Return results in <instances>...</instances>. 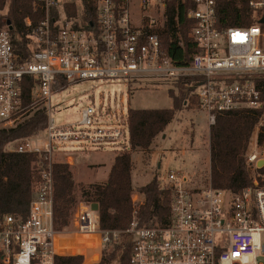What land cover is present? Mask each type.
Here are the masks:
<instances>
[{
    "label": "built area",
    "instance_id": "obj_1",
    "mask_svg": "<svg viewBox=\"0 0 264 264\" xmlns=\"http://www.w3.org/2000/svg\"><path fill=\"white\" fill-rule=\"evenodd\" d=\"M38 2L43 17L27 36V44L10 24L0 28V122L13 127L36 107L45 108L48 115L43 146L24 139L10 150L38 154L40 160L27 216L0 213L2 264H55L61 256L56 242L62 236L74 237L72 241L97 236L99 245L97 241L81 247H97L100 262L104 251L120 245L124 235L131 243L130 264H264V0H249L260 22L247 28L220 27L217 1L193 0L190 40L198 51L186 66L169 58L162 46L157 31L166 20L159 23L149 14L156 0L140 1L139 27L131 18V0H96L91 29L61 12L60 0ZM26 23L32 27L30 19ZM25 79L32 82L27 106ZM182 79H187L185 107L195 104L206 114L209 128L220 115L237 110L258 113L245 154L251 185L239 192L214 188L210 179L203 186H188L187 176L170 171L165 179L157 176L162 189L170 192L168 225L142 227L135 210L128 229L102 230L99 212L81 202L72 217V231L55 230V155L69 143L81 151H100L122 142L130 148V132L129 109L107 117L94 105L82 111L75 125L58 127L51 117L52 97L85 80L175 88ZM138 197L132 196L136 209L142 203ZM83 257V264L98 263L93 255Z\"/></svg>",
    "mask_w": 264,
    "mask_h": 264
},
{
    "label": "trees",
    "instance_id": "obj_2",
    "mask_svg": "<svg viewBox=\"0 0 264 264\" xmlns=\"http://www.w3.org/2000/svg\"><path fill=\"white\" fill-rule=\"evenodd\" d=\"M220 27H251L260 22L259 15L249 7V0H216ZM80 9L74 3L66 4V16L78 19L83 27L91 29L96 23V0H79ZM166 23L158 30L167 56L181 66L189 65L198 51L190 40L194 21L188 18L194 9L193 0H165ZM7 11L6 15H1ZM43 17L38 0H0V28L8 23L13 32L27 44V36ZM32 21L28 27L26 20ZM187 79L180 80L169 90L173 99L171 109L128 111L130 150L116 154L108 180L102 185H92L83 190L85 202L99 206L102 230H126L136 210L140 226H166L170 223V192L163 190L157 177L136 189L133 186L132 151H148L154 139L164 133L175 119L177 111L185 107ZM32 82L23 84L24 105H29ZM179 89V96L174 94ZM181 97H184L183 99ZM195 103V101H194ZM24 119L13 127L0 128V213L26 217L33 196L37 177L39 155L17 153L6 150L13 142L32 139L46 131L48 115L45 108L36 107L25 114ZM258 113L251 110H237L218 116L216 125L210 127V183L214 188L239 192L251 185L247 168L246 151ZM54 204L53 225L58 232H65L71 226L73 214L78 205L75 193L73 168L66 162L56 161L53 166ZM137 193L141 204L136 209L132 199ZM96 238L97 237H92ZM88 240L57 239L60 254H83L82 247H88ZM71 244V247L69 246ZM90 246V245H89ZM131 243L123 236L120 245L112 251H104L100 262L95 264H130ZM84 257L57 256L55 264H83ZM0 264H2L0 256Z\"/></svg>",
    "mask_w": 264,
    "mask_h": 264
},
{
    "label": "rangeland",
    "instance_id": "obj_3",
    "mask_svg": "<svg viewBox=\"0 0 264 264\" xmlns=\"http://www.w3.org/2000/svg\"><path fill=\"white\" fill-rule=\"evenodd\" d=\"M140 1L131 0L130 3V14L135 27H139L141 24L139 16L141 13ZM156 2V6H152L154 10H151L149 14L161 23L166 20V2L165 0H156ZM72 3L80 9L79 0H60L59 10L65 12V5ZM161 3L165 5L163 10L161 9ZM6 13L5 10L1 15H6ZM170 89V85L163 83L132 85L130 87L127 82L122 80H85L69 85L52 97L51 117L54 119L56 126L66 127L79 122L82 118V111L90 105L97 107L107 117L122 110L126 113L130 108L143 110L167 109L173 106V99L169 93ZM173 92L176 96H179V89H174ZM23 116L17 120L16 124L24 119ZM1 127H4V125L0 122ZM44 137L45 132L32 138V140L36 143L35 145L43 146ZM20 143V140L10 143L6 150L10 151ZM72 145V143H69L64 146L60 153L55 155V160L66 162L65 156L61 155V152L74 151ZM123 148L130 150L129 145L122 142L112 146H104L100 151L89 149L88 151L75 152V164L70 166L73 168L76 184L75 193L78 199L76 208L80 207L81 202H85L84 189H88L92 185L106 183L109 165L114 160L115 154ZM55 151L59 152L57 147ZM92 153L94 154L92 159L99 162V165L89 164L87 155ZM131 155L133 159L132 175L134 174V187L136 189L159 175L162 179H165L170 171L180 172L187 176L188 186L206 185L210 177V128L206 114L200 111L195 104L180 108L173 122L164 133L154 139L148 151L137 149L132 151ZM101 162L105 164L103 168H101ZM138 198L141 199L140 196ZM72 229V226H70L67 231H72ZM79 238L89 239L88 244L91 246L97 244L96 238L87 236H79ZM88 252L92 253L94 262L100 260V251L97 247ZM77 255L82 254L71 253L61 256Z\"/></svg>",
    "mask_w": 264,
    "mask_h": 264
},
{
    "label": "crops",
    "instance_id": "obj_4",
    "mask_svg": "<svg viewBox=\"0 0 264 264\" xmlns=\"http://www.w3.org/2000/svg\"><path fill=\"white\" fill-rule=\"evenodd\" d=\"M173 107V106H172ZM172 107H170V108H167V109H171ZM133 109H136V108H133ZM158 109H161V108H153V109H147V110H158ZM137 110H143V109H137ZM75 152H82L81 150H79V151H69V152H61V155L63 154L64 156H65V158H66V163H68L69 165H74L75 164V159H76V156H75ZM91 153V152H90ZM94 154L92 153V154H89V155H87V157H88V159H89V164H91V165H99V162H95V160H93L92 159V156H93ZM115 156H116V154H115ZM115 156L113 157V158H115ZM114 161V160H113ZM113 161L111 162V164L109 165V168H108V171H107V179H106V182H107V180H108V177H109V173H110V171H111V168H112V165H113ZM132 161H133V159H132ZM101 164V168H103L104 166H105V164L104 163H100ZM79 174H80V172H79ZM132 180H133V186H134V184H135V181H134V174L132 175ZM152 180H150L149 182H151ZM148 182V183H149ZM147 183V184H148ZM146 185V184H145ZM141 186H144V185H141ZM140 186V187H141ZM74 237H72V238H70V237H64V236H62V238H60V239H62V240H64L65 242H67L69 239L70 240H72ZM82 249V252H84L82 255H85V256H87V258H89L90 256L92 257V253H89L88 251L90 250V248H81ZM68 254H71V253H67V254H61V255H68Z\"/></svg>",
    "mask_w": 264,
    "mask_h": 264
},
{
    "label": "water",
    "instance_id": "obj_5",
    "mask_svg": "<svg viewBox=\"0 0 264 264\" xmlns=\"http://www.w3.org/2000/svg\"><path fill=\"white\" fill-rule=\"evenodd\" d=\"M261 23H264V18L261 20ZM10 24V23H8ZM261 166V163L259 164ZM92 210L99 212V206L97 204H92Z\"/></svg>",
    "mask_w": 264,
    "mask_h": 264
},
{
    "label": "bare ground",
    "instance_id": "obj_6",
    "mask_svg": "<svg viewBox=\"0 0 264 264\" xmlns=\"http://www.w3.org/2000/svg\"><path fill=\"white\" fill-rule=\"evenodd\" d=\"M90 237H97V236H90ZM56 247H57V242H56Z\"/></svg>",
    "mask_w": 264,
    "mask_h": 264
}]
</instances>
